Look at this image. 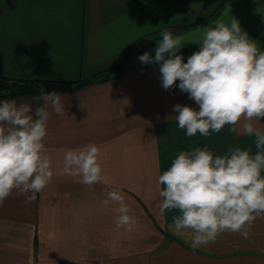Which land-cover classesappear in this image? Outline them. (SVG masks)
<instances>
[{
	"label": "crops",
	"instance_id": "obj_1",
	"mask_svg": "<svg viewBox=\"0 0 264 264\" xmlns=\"http://www.w3.org/2000/svg\"><path fill=\"white\" fill-rule=\"evenodd\" d=\"M223 17L237 19L264 51V0H0V75L75 80L123 63L116 75L65 91V115L49 106L45 147L53 177L35 201L14 190L0 204V264H264V217L248 235L223 232L193 250L169 231L174 211L160 212L159 175L180 151L207 146L216 155L229 147L257 149L240 124L208 137L185 134L174 121L177 104L199 105L177 86L164 90L155 57L160 33L186 37L177 54L199 50L198 28ZM148 41L134 49L139 37ZM38 95L10 99L35 109ZM171 117L172 120L168 118ZM254 125L264 131V117ZM95 144L107 183L88 187L78 175H61L64 153ZM264 177V171L261 173ZM125 197L137 217L131 232L114 223L118 207L103 204L107 192Z\"/></svg>",
	"mask_w": 264,
	"mask_h": 264
},
{
	"label": "clouds",
	"instance_id": "obj_2",
	"mask_svg": "<svg viewBox=\"0 0 264 264\" xmlns=\"http://www.w3.org/2000/svg\"><path fill=\"white\" fill-rule=\"evenodd\" d=\"M199 50L187 62L177 54L186 37L170 30L160 33L155 57L145 52L138 57L143 64L160 63L164 90L178 87L199 105V110L177 104L174 121L186 136L208 137L225 125L235 132L241 125L246 135L254 136L257 151L229 147L216 155L207 146L180 151L171 166L159 175L157 184L161 213L174 211L169 231L185 237L195 250L214 242L223 232L247 237L252 222L264 217V131L253 121L264 117V51L250 39L234 17H223L197 29ZM43 101L35 109L15 100L0 102V204L15 190L25 203L35 201L53 177L51 156L45 147L49 106L58 116L65 115V103L55 91L41 90L33 98ZM172 120L171 117L168 118ZM61 175H78L88 187L107 183L103 176L100 149L88 144L64 153ZM118 205L114 223L131 232L137 217L130 215L124 195L107 192L103 204Z\"/></svg>",
	"mask_w": 264,
	"mask_h": 264
},
{
	"label": "trees",
	"instance_id": "obj_3",
	"mask_svg": "<svg viewBox=\"0 0 264 264\" xmlns=\"http://www.w3.org/2000/svg\"><path fill=\"white\" fill-rule=\"evenodd\" d=\"M147 41L148 38L144 36L139 37L134 43V49L141 47ZM184 62H187V59H185ZM122 68L123 63L117 62L114 65L99 69L75 80H63L58 78H17L0 75V98L10 99L20 94L40 95L42 89L44 91L70 90L83 84L104 81L110 76L118 74Z\"/></svg>",
	"mask_w": 264,
	"mask_h": 264
}]
</instances>
